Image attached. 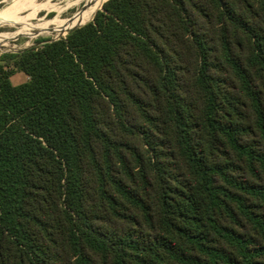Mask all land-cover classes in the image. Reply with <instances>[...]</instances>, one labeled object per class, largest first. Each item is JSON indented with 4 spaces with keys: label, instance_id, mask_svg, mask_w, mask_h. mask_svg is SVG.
Returning a JSON list of instances; mask_svg holds the SVG:
<instances>
[{
    "label": "trees",
    "instance_id": "obj_1",
    "mask_svg": "<svg viewBox=\"0 0 264 264\" xmlns=\"http://www.w3.org/2000/svg\"><path fill=\"white\" fill-rule=\"evenodd\" d=\"M102 6L0 55V264H264V0Z\"/></svg>",
    "mask_w": 264,
    "mask_h": 264
},
{
    "label": "rangeland",
    "instance_id": "obj_2",
    "mask_svg": "<svg viewBox=\"0 0 264 264\" xmlns=\"http://www.w3.org/2000/svg\"><path fill=\"white\" fill-rule=\"evenodd\" d=\"M31 1L33 5L18 11L13 20L0 24V55L22 52L39 45L38 42L42 40L65 37L70 29L93 19L101 0ZM10 8L11 0H0V13ZM77 16L80 18L73 25ZM11 80L18 85L27 81L28 76L18 72Z\"/></svg>",
    "mask_w": 264,
    "mask_h": 264
},
{
    "label": "bare ground",
    "instance_id": "obj_3",
    "mask_svg": "<svg viewBox=\"0 0 264 264\" xmlns=\"http://www.w3.org/2000/svg\"><path fill=\"white\" fill-rule=\"evenodd\" d=\"M104 1L105 0L100 1L99 5L97 6V9L101 8V5L104 3ZM31 4H32L31 0H11V8L8 11H4V12L0 13V24H3V23L6 24V22L13 20L16 17V15L18 14V11L21 12L23 10H26L28 7L31 6ZM34 5H36V4H34ZM79 18H80V16H77L75 18V21L72 22L73 25L76 23L77 19H79Z\"/></svg>",
    "mask_w": 264,
    "mask_h": 264
},
{
    "label": "water",
    "instance_id": "obj_4",
    "mask_svg": "<svg viewBox=\"0 0 264 264\" xmlns=\"http://www.w3.org/2000/svg\"><path fill=\"white\" fill-rule=\"evenodd\" d=\"M103 9V6H102V8L100 9V10H102ZM94 19V18H93ZM92 19V20H93ZM86 24V23H85ZM84 25V24H83ZM80 26H82V25H80ZM78 27V26H77ZM76 28V27H75ZM74 29V28H73ZM72 30V29H71ZM69 32V31H68ZM68 34V33H67ZM58 39H60V37H58V38H55V39H52V40H58Z\"/></svg>",
    "mask_w": 264,
    "mask_h": 264
}]
</instances>
